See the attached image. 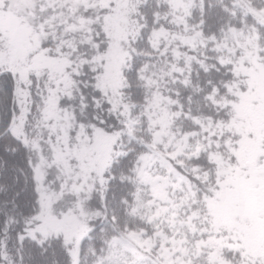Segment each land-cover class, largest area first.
<instances>
[{"label":"snow or ice","instance_id":"snow-or-ice-1","mask_svg":"<svg viewBox=\"0 0 264 264\" xmlns=\"http://www.w3.org/2000/svg\"><path fill=\"white\" fill-rule=\"evenodd\" d=\"M0 264H264V0H0Z\"/></svg>","mask_w":264,"mask_h":264}]
</instances>
